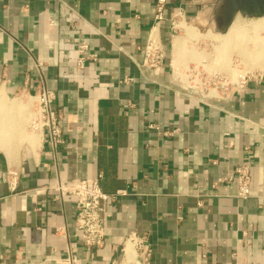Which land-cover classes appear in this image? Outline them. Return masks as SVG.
Returning a JSON list of instances; mask_svg holds the SVG:
<instances>
[{"label": "crops", "instance_id": "1", "mask_svg": "<svg viewBox=\"0 0 264 264\" xmlns=\"http://www.w3.org/2000/svg\"><path fill=\"white\" fill-rule=\"evenodd\" d=\"M211 1L168 0L155 74L143 61L156 0H0L2 110L44 86L62 130L55 146L0 130V264L119 263L132 234L152 244L150 264H264V69L216 96L176 75L171 17ZM99 175L105 245L89 250L76 197L47 189Z\"/></svg>", "mask_w": 264, "mask_h": 264}, {"label": "built area", "instance_id": "2", "mask_svg": "<svg viewBox=\"0 0 264 264\" xmlns=\"http://www.w3.org/2000/svg\"><path fill=\"white\" fill-rule=\"evenodd\" d=\"M167 3L168 0H156L154 23L151 26L144 50L143 64L144 66L151 68L155 74L161 72L166 60V48L161 38V29L163 22L166 20ZM181 22H186V20L182 17L180 11L172 15L171 32L173 37L177 29L181 28L179 26V23ZM86 48L85 45L79 46V54H83ZM88 58L96 59L97 56L92 54ZM85 59V57H79V68L84 66ZM195 76H197V74ZM177 77L180 81H183L178 75ZM251 77H254V75ZM251 77L244 76L240 80H237L234 85L243 86L246 80ZM125 80L128 81L133 79L128 78ZM194 82L196 83V80ZM190 86L194 85L191 84ZM227 89L229 88L226 87L224 90ZM210 96L216 95L212 94ZM32 99L37 103L35 104L36 108L33 114V120L31 121L32 127L41 131H46L52 145L55 146L61 143V113L55 111L52 107L53 100L55 99L54 93L42 86L38 89L37 94L33 96ZM235 174L238 183V195L243 198L251 196L250 165L247 163L239 165L235 169ZM100 177L101 175L92 178L75 179L73 181H67L66 179L58 177L56 183L47 189L55 192L56 195L60 197L69 194L76 197L75 225L84 246L89 250L101 248L105 245L106 226L103 201L108 199L111 195L103 191L100 184ZM120 193H123V191H118L117 194ZM129 242L133 244L135 251L133 258H129L128 256L126 247ZM152 254V244L148 241L147 237L132 234L128 237L122 248V259L120 262H113L112 264H150ZM64 264H75L74 257L69 255L68 258L64 260Z\"/></svg>", "mask_w": 264, "mask_h": 264}, {"label": "rangeland", "instance_id": "3", "mask_svg": "<svg viewBox=\"0 0 264 264\" xmlns=\"http://www.w3.org/2000/svg\"><path fill=\"white\" fill-rule=\"evenodd\" d=\"M211 2L212 3L210 5L207 4L206 8L203 7V9H201L202 11H200V13L202 12L205 15L202 16L199 13V15H195L193 18L188 19L186 22L182 23L184 28L181 27L180 29H177L176 33H174V39L181 37L180 39L183 38L184 40L182 52L183 55L181 54L179 58L174 57V60L176 61L175 69L177 75L179 76V78L181 77L186 84L194 85L191 87L202 93H205L206 95H219L224 91L226 87L230 88L235 84L237 80H234V78L237 74H239V72L243 73L246 77H251L252 75L258 74L261 70H263V68H256L255 70H251L250 66L248 65L251 64V61H247V59L241 57L236 51V47V49L234 48V51L233 48L230 50V53H228L227 57L224 58L225 60H223L222 63L221 61L218 62V56L215 47L216 45H218L219 41L212 37H203L202 35V33H204L203 31L209 26L208 22H210V15L212 13L211 9L213 8L215 0H212ZM204 16H207L205 20L201 18ZM237 17V19H239V21L241 22L240 24L244 26H248L249 23L253 21L256 22L258 19L246 18L241 15H238ZM192 22L194 23V27L192 26ZM195 25L197 26V28L195 27ZM185 26L186 28L189 26L196 28L194 30V34L190 35L192 34V32L188 34V30L186 31ZM261 33L260 36H264V33ZM196 74L197 76H195ZM193 80H196V83ZM23 97L24 96L14 101L16 105L15 108L7 107L2 112L0 111L2 113L0 114V130L2 128H5V130L10 129L11 132H16L18 138H12V140H15V142L22 145H24L26 142L28 143V136L31 135L32 131L39 130L33 128L31 125L33 114L36 108L35 104L37 103L34 102V99L31 100V97ZM1 108L0 110L3 109ZM6 116L8 117L9 121L7 120ZM10 120L12 125L10 123ZM2 124L4 126H2ZM6 135L8 134H5L4 138L5 141H8Z\"/></svg>", "mask_w": 264, "mask_h": 264}, {"label": "bare ground", "instance_id": "4", "mask_svg": "<svg viewBox=\"0 0 264 264\" xmlns=\"http://www.w3.org/2000/svg\"><path fill=\"white\" fill-rule=\"evenodd\" d=\"M200 14L202 16L205 15L202 12ZM210 16L212 17V13ZM211 17H210V22H208L209 26L207 25L208 27L203 31L204 33H202V35H203V37H212V38H215L219 41L218 45H216V47H215L216 52H217V56H218V58H217L218 62L221 61V63H222L223 60H225L224 58L227 57L228 53H230V50L233 48V51H234V48L236 47L237 49L236 48L235 49L241 57H243L244 59H247V61L248 60L251 61V64H248L250 66L251 70H255L256 68H263L264 69V36H260L262 34L261 32L264 33V17L258 18L256 22L253 21V22L249 23L248 26L241 25L240 24L241 22L239 21V19H237L238 17H236L233 24L231 25V27L229 28V30L226 33H219L215 30V24L211 20ZM201 18H203L205 20L207 18V16L206 17L204 16ZM194 22H195V20H194ZM182 23L183 22L179 23V26L184 28ZM192 26L194 27V23L192 24ZM193 27L189 26L186 28V26H185L186 31L188 30V34H190L191 32H192V34H190V35L194 34V32H195L194 30L197 28V26L195 25L196 28H193ZM198 28H200V27H198ZM180 38H176L174 40L175 41L174 42L175 58H179V56H181V54L183 52L184 40H183V38L182 39H180ZM179 64H180V62H179ZM180 69H181V67H180ZM243 77H244V74L239 72V74H237L235 76L234 80H240ZM1 107H3V99L0 96V108ZM0 111L2 112L3 110H0ZM1 112H0V114H2ZM7 120H8V117H7ZM10 123H11V120H10ZM11 125H12V123H11ZM4 129L5 128H2V130H4ZM8 130H9V132H11L10 129H8ZM29 139L31 140V137ZM126 248H127L129 258H133L135 255L133 244H131L129 242Z\"/></svg>", "mask_w": 264, "mask_h": 264}, {"label": "water", "instance_id": "5", "mask_svg": "<svg viewBox=\"0 0 264 264\" xmlns=\"http://www.w3.org/2000/svg\"><path fill=\"white\" fill-rule=\"evenodd\" d=\"M238 15L264 17V0H215L211 20L217 32L226 33Z\"/></svg>", "mask_w": 264, "mask_h": 264}]
</instances>
